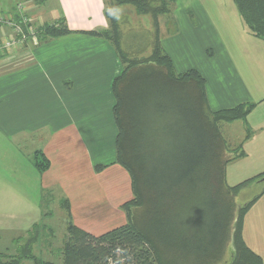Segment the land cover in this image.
I'll return each instance as SVG.
<instances>
[{
  "label": "crops",
  "instance_id": "crops-1",
  "mask_svg": "<svg viewBox=\"0 0 264 264\" xmlns=\"http://www.w3.org/2000/svg\"><path fill=\"white\" fill-rule=\"evenodd\" d=\"M219 3L213 8L205 0H175L169 17L165 16L160 25V35L169 23L173 34L160 40L178 73L195 68L205 77L213 110L257 103L246 120L221 123L234 157L226 166V179L234 186L264 172V40L243 23L234 0L227 9H220ZM20 4L33 26L64 20L74 32L47 39L37 35L0 50V174L7 172L8 165L20 173L24 162L20 152L30 151L27 156L34 159L35 153L42 151L50 161L43 172L32 159L26 164L24 172L32 175V182H25V176L17 184L0 185V190L16 187L32 192L27 210L5 211L0 214V222L19 223V230L25 222L31 223V230L37 223L35 191L37 196L54 190L60 203L68 200L74 225L95 235L103 234L126 224L123 204L134 197L130 173L116 162L118 127L113 82L124 65L111 41L82 32L110 27L105 0H55L52 6L49 0H0V12L17 14ZM230 30L237 31L235 36L224 33ZM14 36L10 26L0 24V43ZM234 39L250 46L252 66L248 71L237 54L230 52V46L236 45ZM166 43L175 51L200 46L199 64L178 65ZM209 47L212 57L206 54ZM216 53L231 64L233 86L217 82L210 88ZM258 66L262 73L255 78L254 68L258 70ZM25 145V149H19ZM237 153L242 154L235 156ZM242 234L247 246L264 262V193L245 214Z\"/></svg>",
  "mask_w": 264,
  "mask_h": 264
},
{
  "label": "trees",
  "instance_id": "trees-1",
  "mask_svg": "<svg viewBox=\"0 0 264 264\" xmlns=\"http://www.w3.org/2000/svg\"><path fill=\"white\" fill-rule=\"evenodd\" d=\"M174 2L105 0L110 27L82 31L111 41L124 65L113 82L116 162L130 173L134 197L123 204L126 224L100 235L74 225L64 199L68 223L62 264H264L242 234L244 216L264 190L243 206L236 201L244 187L264 179V172L228 185L226 166L234 157L226 156L230 147L221 131L223 122L246 120L257 103L213 110L200 71H176L161 44L159 25V17L169 16ZM234 3L252 34L264 40V0ZM127 4L155 20L149 55H138L137 47L124 49L120 21L108 15L109 8L119 15ZM34 28L41 39L74 32L64 20ZM34 161L41 172L50 165L42 151ZM40 229L36 223L29 230L17 254L0 252V264H24L26 259L44 264L34 253ZM229 246L231 258L226 260Z\"/></svg>",
  "mask_w": 264,
  "mask_h": 264
},
{
  "label": "rangeland",
  "instance_id": "rangeland-1",
  "mask_svg": "<svg viewBox=\"0 0 264 264\" xmlns=\"http://www.w3.org/2000/svg\"><path fill=\"white\" fill-rule=\"evenodd\" d=\"M19 1V0H18ZM50 5H55V0H49ZM111 1V0H110ZM215 1V2H214ZM218 1L219 8L221 7L228 8L232 7L233 0H205L208 2L209 6L216 8L214 6L217 5ZM27 4V2H25ZM211 4V5H210ZM224 10V9H222ZM241 16V15H240ZM119 21H120V28L122 33L121 43L124 49L140 50L138 55H149L151 52L152 42L154 41L155 36V20L152 16H144L137 14L135 8L129 4L122 5L119 14ZM169 17V16H168ZM165 16L159 17V25H162ZM243 19V18H242ZM162 21V22H161ZM242 23V22H239ZM243 23L245 21L243 20ZM242 23V24H243ZM241 24V28H242ZM239 24L236 23L238 27ZM168 26V27H167ZM172 24L166 25L167 28H162V33L160 35V39H166V36L172 33ZM247 26V25H246ZM233 27V26H232ZM248 27V26H247ZM234 28V27H233ZM242 30V29H241ZM36 34L39 33V30H35ZM237 31L230 30L224 32L228 35V37L235 36ZM237 38V37H236ZM236 45L230 46V52L232 55H236L238 61H242L243 65H245L246 70L248 71L249 67L252 66L251 60L249 59V49L250 46L245 41L236 42ZM169 41V40H168ZM264 45V44H261ZM168 49L174 52V56L178 62H181L183 65L186 63H190V65L199 64L200 62V46L194 45L193 47H183L181 51H175L169 44L166 43ZM184 51V52H183ZM182 52V53H181ZM212 47L207 48L206 54L212 57ZM211 54V55H210ZM244 55L246 57H244ZM255 55V53H254ZM217 56V65L215 67V71L212 74L210 88L214 87L215 83L218 82L224 86H233L232 85V77H233V68L229 62L224 60V57L220 53H216ZM257 56V51H256ZM248 60V61H247ZM263 60V58L261 59ZM259 65V64H258ZM261 66V65H260ZM262 67V66H261ZM259 68L255 71V78L260 77L262 73V68ZM213 78V81H212ZM211 98L214 100L215 95L211 92ZM237 127V126H234ZM18 148V147H17ZM26 148V145L20 150ZM0 151H3L0 149ZM27 151V150H26ZM30 151L27 152H20L21 159L24 162L19 168L20 173H18V169L12 168L10 165L7 166L6 171L0 174V185L2 184H9L14 182L17 184L20 181H23L25 176L27 178L26 181L31 180L30 174L24 172L26 168V164L32 159L31 162H34L33 156L28 158V154ZM233 154L227 153V157H231ZM2 155L0 154V160ZM18 164L20 162H17ZM234 165V164H233ZM233 166H231V170ZM238 178V177H237ZM244 178V177H241ZM231 181L233 177L230 175ZM239 180V179H238ZM262 179L255 180L244 187L241 192L239 193L236 201L238 207L243 206L253 198H255L259 193L263 191L262 187L264 182ZM233 182V181H232ZM1 188V186H0ZM14 189H2L0 190V214L4 215L9 210H17V211H25L28 209L26 203L30 201L32 198L31 191L19 190L16 187ZM3 200H6V203H3ZM35 201L38 203V207L35 208V218L36 222L43 226V229H40L39 239L34 244V253L36 254L39 261H43L44 264H62V253L61 249L63 246V242L65 240L67 231V223H68V216L66 210L62 207L60 203V199L54 190H49L46 192H40L36 196L35 191ZM11 210V211H12ZM125 211V210H124ZM42 214V215H41ZM3 218L0 216V221ZM19 223H15L13 221L5 220L3 223L0 222V252L7 254V255H15L18 252L19 247L27 241V238L30 237L28 230L31 228V223H26L21 226V229L18 228ZM37 231L33 234L37 235ZM231 246L228 247L225 259L229 260L231 258ZM24 264H39L35 263V261L26 259Z\"/></svg>",
  "mask_w": 264,
  "mask_h": 264
},
{
  "label": "built area",
  "instance_id": "built-area-1",
  "mask_svg": "<svg viewBox=\"0 0 264 264\" xmlns=\"http://www.w3.org/2000/svg\"><path fill=\"white\" fill-rule=\"evenodd\" d=\"M23 4L19 5V13H3L0 12V24L8 25L12 28L15 36L0 43V50L7 47H12L15 41H26L37 36L36 29L32 25V19L23 14L21 10Z\"/></svg>",
  "mask_w": 264,
  "mask_h": 264
},
{
  "label": "clouds",
  "instance_id": "clouds-1",
  "mask_svg": "<svg viewBox=\"0 0 264 264\" xmlns=\"http://www.w3.org/2000/svg\"><path fill=\"white\" fill-rule=\"evenodd\" d=\"M108 15L113 17L116 20H119V18H120L119 15L117 14V10H114L112 8L108 9Z\"/></svg>",
  "mask_w": 264,
  "mask_h": 264
}]
</instances>
